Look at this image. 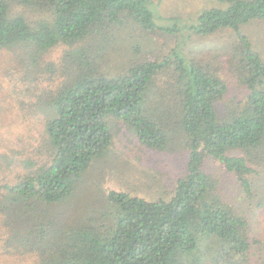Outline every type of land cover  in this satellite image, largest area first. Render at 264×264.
<instances>
[{
    "label": "trees",
    "instance_id": "16d2710c",
    "mask_svg": "<svg viewBox=\"0 0 264 264\" xmlns=\"http://www.w3.org/2000/svg\"><path fill=\"white\" fill-rule=\"evenodd\" d=\"M164 17L155 0H0V54L26 64L33 85L41 73L61 74L35 101L43 164L27 161L30 171L0 191V248L31 264H264V228L252 226L261 218L249 219L204 169L213 160L250 201L264 182V53L245 32L264 24V0ZM137 33L140 49L150 35L176 46L137 63L129 37V65L107 68L116 45ZM218 34L228 42L206 44L205 62L189 58L193 42ZM59 47L57 66L48 56ZM237 87L246 95L231 96ZM116 122L147 149L185 151L184 176L155 200L112 189L97 209L71 205L112 152Z\"/></svg>",
    "mask_w": 264,
    "mask_h": 264
},
{
    "label": "rangeland",
    "instance_id": "374dc122",
    "mask_svg": "<svg viewBox=\"0 0 264 264\" xmlns=\"http://www.w3.org/2000/svg\"><path fill=\"white\" fill-rule=\"evenodd\" d=\"M164 18L174 17L178 11H186L188 14L196 12L207 5L216 4L217 0H155ZM37 15H41L40 13ZM44 16V14H43ZM39 17V16H38ZM37 17V18H38ZM192 22L191 18H186ZM245 32L257 43L264 53V24L258 23L246 27ZM128 34H130L128 32ZM129 37L134 38L137 52L132 49ZM201 38L193 42L190 51H186L191 60L198 58L205 62L209 56L206 54V44L223 47L228 39L220 38L219 34L214 38ZM126 44L116 47L109 54L111 59L106 61L107 68L111 70L129 65L131 55L137 63L145 59L152 61L167 56L176 44L169 37L149 36L148 40L139 37V33L129 35L125 39ZM191 44V45H192ZM64 48L54 49L48 56L57 66H60ZM116 51V52H114ZM114 52V54H112ZM116 58V59H115ZM126 60V61H125ZM34 70V68H31ZM39 73V72H38ZM59 70L42 74L38 78V85H33L35 76L28 70L23 62L14 61L9 56L0 54V191L3 186H13L20 177L26 175L30 169L26 162L35 160L42 165L45 155L43 150L46 140L44 116L36 107L35 101L41 98L43 93L51 91V83L61 79ZM231 80L237 83L238 77L233 72ZM238 85H240L238 83ZM247 90L237 87L231 96H245ZM41 95V96H39ZM230 96V95H229ZM44 98V97H42ZM111 124L115 129L114 146L104 159L97 161L71 196V205L84 203L91 204L93 208L101 206V199L105 193L114 189L124 191L137 197L158 199L169 196L176 182L186 172L188 155L185 151L158 152L142 146L135 135L124 124ZM122 123V122H121ZM42 156V157H41ZM35 169V168H34ZM205 171L217 175L221 179L222 191L226 196L231 195L235 206L242 209L252 221L254 232L264 228V182L257 187L253 200H247L239 196L235 178L224 172L220 165L208 159ZM4 192V191H1ZM237 198V199H236ZM0 248V264H31L18 254H11Z\"/></svg>",
    "mask_w": 264,
    "mask_h": 264
}]
</instances>
